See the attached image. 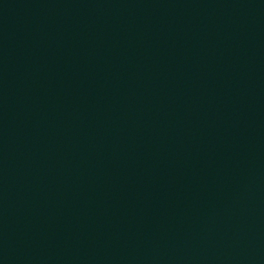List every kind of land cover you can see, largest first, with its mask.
<instances>
[{
	"label": "water",
	"instance_id": "obj_1",
	"mask_svg": "<svg viewBox=\"0 0 264 264\" xmlns=\"http://www.w3.org/2000/svg\"><path fill=\"white\" fill-rule=\"evenodd\" d=\"M0 264H264V0H0Z\"/></svg>",
	"mask_w": 264,
	"mask_h": 264
}]
</instances>
